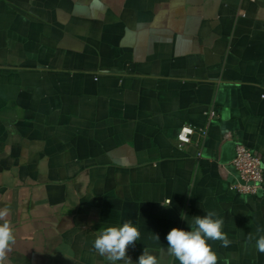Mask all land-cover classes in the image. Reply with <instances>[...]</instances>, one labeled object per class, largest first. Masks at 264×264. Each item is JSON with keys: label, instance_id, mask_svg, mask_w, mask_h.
Returning <instances> with one entry per match:
<instances>
[{"label": "crops", "instance_id": "1", "mask_svg": "<svg viewBox=\"0 0 264 264\" xmlns=\"http://www.w3.org/2000/svg\"><path fill=\"white\" fill-rule=\"evenodd\" d=\"M183 125L206 129L200 158ZM238 143L264 165V0H0L8 264H111L93 241L125 221L133 264H179L166 235L208 211L232 241H209L218 264H264V180L232 189Z\"/></svg>", "mask_w": 264, "mask_h": 264}, {"label": "clouds", "instance_id": "2", "mask_svg": "<svg viewBox=\"0 0 264 264\" xmlns=\"http://www.w3.org/2000/svg\"><path fill=\"white\" fill-rule=\"evenodd\" d=\"M10 208L7 204L0 208V264H8L7 254L16 243L15 229L8 217ZM218 214L208 211L205 215L193 216L192 222L188 226L190 230L172 228L166 235L167 249H161L179 261V264H218V257L213 251L209 241H219L221 246L227 248L232 241L223 231L225 220L217 218ZM182 219H185L181 215ZM257 229V232H260ZM141 232L131 221H125L120 226H108L100 230L93 241V249L101 256L105 257L111 264L122 261L123 264H133L127 255L129 246H134L140 240ZM154 239L160 241L158 235L154 234ZM250 240L255 241L256 251L264 254V234L256 237L250 235ZM136 264H160L157 255L152 254L148 248L144 247L143 253L139 256Z\"/></svg>", "mask_w": 264, "mask_h": 264}, {"label": "built area", "instance_id": "3", "mask_svg": "<svg viewBox=\"0 0 264 264\" xmlns=\"http://www.w3.org/2000/svg\"><path fill=\"white\" fill-rule=\"evenodd\" d=\"M207 116L209 119L217 117L213 110H210ZM194 136H197L194 142L198 149L196 156L200 158L201 142L206 136L205 128H195L190 125L181 126L175 136L177 147L185 148L191 144ZM231 165L237 176V181L231 185L232 189L243 195L258 196L264 180V165L261 157L238 143L235 145Z\"/></svg>", "mask_w": 264, "mask_h": 264}]
</instances>
